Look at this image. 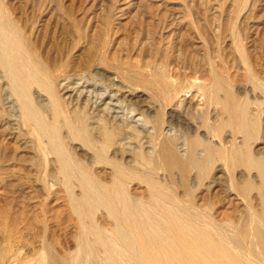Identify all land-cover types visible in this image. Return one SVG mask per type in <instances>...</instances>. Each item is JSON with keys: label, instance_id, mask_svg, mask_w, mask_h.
<instances>
[{"label": "rangeland", "instance_id": "obj_1", "mask_svg": "<svg viewBox=\"0 0 264 264\" xmlns=\"http://www.w3.org/2000/svg\"><path fill=\"white\" fill-rule=\"evenodd\" d=\"M0 31L14 62L11 70L0 63V264H47V247L78 262L80 246L92 245L94 230L115 237L117 224L108 207L88 198L98 194L100 184L114 192L116 185L124 186L126 196L149 208L155 219L163 218L162 205L150 195L151 172L141 160L124 165L134 174L115 181L108 172L118 164L110 153L101 156L67 124L57 131L59 120H68L59 74L69 75L63 82L70 90L92 82L90 70L101 54L148 74L163 65L174 75L204 76L213 65L235 88L247 86L242 96L264 115V93L247 77L249 66L264 83V0H0ZM144 140L132 138L130 149L139 151ZM64 164L76 171L73 177H67ZM192 175L187 184L201 205L187 206L190 214L240 218L243 205L228 192V176L212 187V205L204 201L210 197L206 186ZM155 177L172 203L189 198L181 177Z\"/></svg>", "mask_w": 264, "mask_h": 264}, {"label": "bare ground", "instance_id": "obj_2", "mask_svg": "<svg viewBox=\"0 0 264 264\" xmlns=\"http://www.w3.org/2000/svg\"><path fill=\"white\" fill-rule=\"evenodd\" d=\"M6 37L0 31V63L11 70L12 47ZM234 39L241 47L240 38ZM95 60L98 65L90 70L92 82L84 79L77 89L64 86L69 75L57 76L56 83L67 95L60 100L68 120H59L54 126L58 131L67 124L101 156L110 153L118 164L112 173L108 172L115 181L124 174H134L124 165L141 160L153 179L150 195L162 205L164 214L161 220L155 219L149 208L126 196L122 185H116L114 192L110 186L100 184L98 194L88 193V198H99L108 207L117 224L115 237L94 230V242L91 246L82 242L78 262L47 247V264H84L85 260L90 264H264V115L261 109L251 110L250 101L242 96L247 86L235 88L229 77L213 65L204 76L197 75V71L190 76L174 75L163 65L154 66L148 74L141 66L131 69L132 65L109 61L103 54ZM247 69L248 81L264 93V83L256 80L249 66ZM130 137L145 139L139 151L130 149L131 140H126ZM63 171L67 177L76 173L68 164L63 165ZM159 173L181 177L189 198L177 205L167 199L165 187L156 181ZM192 174L206 186L204 190L210 197L206 193L209 198L204 201L210 203L215 196L212 187L228 176V192L243 205L240 218L225 216L224 221H218L206 212L207 217L199 212L190 214L187 206L201 205L187 184ZM254 199L259 200L261 209Z\"/></svg>", "mask_w": 264, "mask_h": 264}]
</instances>
